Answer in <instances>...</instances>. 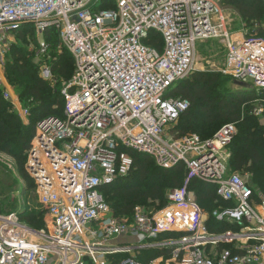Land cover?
<instances>
[{"label":"built area","instance_id":"1","mask_svg":"<svg viewBox=\"0 0 264 264\" xmlns=\"http://www.w3.org/2000/svg\"><path fill=\"white\" fill-rule=\"evenodd\" d=\"M221 7L215 0H0L5 102L19 110L2 63L9 37L23 26L37 34L35 60L43 80L58 83L43 38L47 30L57 32L58 46L71 55L74 68L59 87L62 116L37 123L27 152L25 171L46 213V228L35 231L16 213L0 211V264H145L137 251L152 247L172 248L164 264H264V218L252 207L250 185L230 168L236 124L222 126L208 140L171 135L170 126L190 104L167 92L195 72L197 42L219 39L225 61L216 72L232 86L264 90V40L247 29L228 33ZM152 32L162 39L160 52L148 44ZM253 113L258 117L262 109ZM128 150L166 170L182 164L186 173L163 209L146 214L135 208L131 219L117 218L101 192L131 173ZM192 180L216 187L217 197L231 204L212 214L217 221L257 227L241 234L207 232L203 210L188 189ZM166 233L182 236L145 244ZM127 236L137 245L116 242ZM234 242L241 245L218 254L208 250Z\"/></svg>","mask_w":264,"mask_h":264},{"label":"trees","instance_id":"2","mask_svg":"<svg viewBox=\"0 0 264 264\" xmlns=\"http://www.w3.org/2000/svg\"><path fill=\"white\" fill-rule=\"evenodd\" d=\"M222 4L233 7L242 21L259 22L264 15V6L260 0H222ZM249 30L254 37L264 40V28L250 24ZM33 34L34 31L29 25L23 26L15 33L23 42L28 41V37L32 38ZM43 38L49 46L51 58L54 59L53 74L59 79H68L74 71L73 60L68 52L57 55V32L47 30ZM148 44L159 52L163 47L161 37L154 32L150 33ZM13 57L16 67L12 64L8 65L7 77L13 69L14 71L19 69L16 70L19 79L28 78L27 83L20 85L23 89L21 97H26L27 106L32 105L29 118L33 115L35 121L29 130L16 125L20 122L16 119V113L8 114L7 108H10V105L0 96V152L12 156L18 173L23 179H28L35 188L32 180L25 173L26 153L30 149V143L35 134L34 124L49 116L61 117L64 102L59 92L60 88L52 91V100L45 99L43 92L47 91L46 84L39 78L38 65L34 63L35 56L33 60L29 58L32 61L30 66L35 71V76L30 73L28 76L25 75V70L29 65L26 66L28 61L27 58H23L25 57L23 51L20 50ZM224 84L222 89L221 86ZM167 96L187 101L190 104V107L180 114L177 123L171 128V135L175 138L195 133L202 140H208L213 137L220 124H223L222 126L230 123L236 124L238 131L231 146L230 168L234 172L248 174L252 185L264 196V126L261 123L264 121V91L257 93L249 89H233L230 78L218 72H194L190 78L175 83L167 92ZM259 105L262 106L263 113L260 118H257L253 115V110ZM26 134H28V139L24 138ZM12 148L14 150H11ZM127 153L133 161L131 173L101 189L105 203L119 218L131 216L134 208L139 205L156 206V208L163 209L167 205L165 191L182 188L185 183L184 166L180 164L166 170L158 167L147 155L138 154L132 150H128ZM188 189L194 194L195 202L200 208L208 212L210 223L207 228L210 233L222 234L226 231H238L235 224L225 221L218 222L213 217L212 214L215 211L226 210L231 206L217 197L216 187L192 180ZM252 190L255 198L256 190L254 187ZM25 191L28 192L29 189L26 188ZM25 211L15 212L23 224L33 230L45 227L44 212ZM164 236L177 238L182 234H163L160 238ZM147 253L148 256L141 257L140 261L147 263L152 258H167L169 250L163 252L156 249Z\"/></svg>","mask_w":264,"mask_h":264},{"label":"rangeland","instance_id":"3","mask_svg":"<svg viewBox=\"0 0 264 264\" xmlns=\"http://www.w3.org/2000/svg\"><path fill=\"white\" fill-rule=\"evenodd\" d=\"M216 1H218L220 6H222L221 7L222 15L226 20L225 21L226 30L228 33L233 34V35H239L243 30L249 29L250 24H252L253 26H257L258 28L259 27L264 28V15L259 22H256V21L251 22L247 20L242 21L239 14L236 12V10L233 7H231L230 5L222 4V0H215V2ZM9 40H10V43H9V46L3 58L2 69L5 75L7 84L11 88L14 102H16L17 106H19L20 111L19 110L16 111L9 104L10 108H7L8 114L16 113V119L20 121L16 125L21 126L26 130H29L35 121V117L31 115V118H29V112H32L31 110L32 105L27 106L26 102L28 100L27 101L25 100L26 97H21V92L23 89L22 87H20V85L28 82V78L23 77L19 79V77L16 74V70H19V69H16L15 71L13 69V71L9 73L8 75L9 79H8L7 70L9 68L8 65H11V64L15 65V59L13 55L15 53H18L21 50L24 52L25 57L23 58H27L26 60L28 61V64H26V66L29 65L28 68L25 70V75L28 76V74L30 73V75L32 74V76H35V71L30 66L32 62L30 61V59L33 60V56H35V50H36V47L38 46V37H37V34L34 32L33 37L32 38L28 37V41H25L26 42L25 43L23 42L22 39H19L18 36L14 34L13 37H9ZM58 45L59 43L57 44V48L60 51H62L63 54H66L67 51L63 47H59ZM224 61H225V51L219 39H209V40L196 43L195 72H208V73L216 72L217 69L223 66ZM34 63L35 65H37V60H34ZM14 67H16V65ZM190 76L188 78H190ZM72 77H73V71L68 79L65 78L66 80L62 78L59 79L58 77L55 76V78L58 80V83L54 85L53 87L51 83L43 80L39 75L40 80L46 84L45 87L47 91L43 92L45 99L52 100L51 98V96H53L52 91H56L59 89L61 85V81H69ZM224 86L225 84L221 86L222 89ZM259 106L261 109H263L262 108L263 104L262 106L261 105ZM25 111L27 112L26 117L23 114ZM37 123L34 124L35 129H36ZM222 125L223 124L219 125V127L215 130L214 134L222 127ZM170 128H172V126H170ZM237 131H238V128H237ZM24 138L28 139V134H26ZM11 150H14V148H12ZM26 158H27V153H26ZM242 176L244 177L245 181H247V183L252 188L254 187V189L256 190L257 194L254 199V202L256 201V199L260 200L259 196L263 197L264 199V196L262 195V193L258 189H256L254 185H252L251 177L248 174H242ZM26 188L29 189L28 192L25 191ZM170 191L171 189H168L165 191L166 198H167V194ZM260 203H261V200L257 204H260ZM137 207H140L146 213H156L160 211V209L156 208V206L152 207L148 205H139ZM11 208H13L12 211L8 212V210H10ZM0 210L4 212L3 214L23 212L25 210H27L25 212H30L31 210H35L36 212L37 211L44 212V210L42 209V207L40 206L38 202L35 188H33V185L31 184V182L28 179L27 180L23 179V177L18 173V171L16 170V163L14 159L12 158V156L9 155L8 153H3V152H0ZM203 214H204V219L206 220L207 225H208L210 223V217L208 216V212L203 211ZM43 220H44L45 227L39 230H35V231H40L46 228L47 217H46L45 212H44ZM236 226H237L238 231H231V233L241 234L242 232H245L246 227L251 228V229L257 227V225H255L253 222H243L242 224L236 225ZM166 239L175 240L177 238L172 236V237H167ZM236 245L240 246L241 244L234 242V244H231V245H224L223 248L231 249L232 246H236Z\"/></svg>","mask_w":264,"mask_h":264},{"label":"crops","instance_id":"4","mask_svg":"<svg viewBox=\"0 0 264 264\" xmlns=\"http://www.w3.org/2000/svg\"><path fill=\"white\" fill-rule=\"evenodd\" d=\"M248 31H249V33H251L250 32V30L249 29H247ZM244 31V30H243ZM240 34H242V32L240 33ZM231 87L233 88V89H241V88H237V85H235V86H232L231 85ZM249 90H253L252 88H250L249 87ZM253 91H255V92H257V93H260V92H262V91H264V90H261V91H256V90H253ZM256 108H260V106H256L255 108H254V110L256 109ZM254 110H253V112H254ZM262 113H263V109H262ZM262 113H261V115L260 116H258L257 118H260L261 116H262ZM253 115H254V113H253ZM255 116V115H254ZM256 117V116H255ZM262 123V125L264 126V121H262L261 122ZM193 134H195V133H193ZM200 137V136H199ZM241 174V173H240ZM260 197V196H259ZM194 199H195V196H194ZM255 199V198H254ZM260 200H257L256 199V203L254 202V205H252V207L255 209V212L259 215V216H261L262 218H264V209L263 208H260V206H259V204H257L258 202H259ZM135 208H140V207H135ZM134 208V209H135ZM111 209V208H110ZM141 209V208H140ZM112 210V209H111ZM142 210V209H141ZM161 210V209H160ZM113 211V210H112ZM134 211V210H133ZM143 211V210H142ZM114 212V211H113ZM144 212V211H143ZM144 213H146V212H144ZM146 214H153V213H146ZM115 216H116V214H115ZM132 216H133V213H132V215L131 216H128V217H121V218H126V219H128V218H132ZM117 217V216H116ZM117 218H119V217H117ZM219 222V221H218ZM205 226H206V229H207V232H209V230H208V228H207V222L205 223ZM227 232V231H226ZM210 233V232H209ZM223 233H225V232H223ZM222 233V234H223ZM166 234H177V233H166ZM210 234H212V233H210ZM160 235H163V234H160ZM160 235L157 237V239H151V240H148L147 242H145V244H151V243H155V242H157V243H159V242H165V241H169V240H174V239H166L168 236H164L163 238H160ZM212 235H221V234H212ZM178 238H180V237H177V239ZM176 240V239H175ZM116 242H120V243H124V244H136L137 245V243H136V240L133 238V237H131V236H127V237H121V238H118L117 240H116ZM223 246L224 245H221V246H217L215 249H212V248H209V249H211V252H214V253H220V252H222V251H224V250H227L226 248H223ZM232 248V247H231ZM156 249H159V250H162L163 252L165 251V250H169V255H168V257L167 258H165V257H157V258H152L150 261H158L159 262V264H164V262L166 261V260H169L170 259V257H171V253H172V248H156V247H152V248H142V249H138V259L140 260V259H142L141 257H145V256H148V253L147 252H149L150 250H156ZM124 256H121V258H123ZM121 258H119V259H121ZM150 261H148V262H150ZM142 262V261H141ZM147 262V263H148ZM147 263H145V264H147Z\"/></svg>","mask_w":264,"mask_h":264},{"label":"water","instance_id":"5","mask_svg":"<svg viewBox=\"0 0 264 264\" xmlns=\"http://www.w3.org/2000/svg\"><path fill=\"white\" fill-rule=\"evenodd\" d=\"M237 85V88H243V89H249V86L247 85H244V84H236Z\"/></svg>","mask_w":264,"mask_h":264}]
</instances>
